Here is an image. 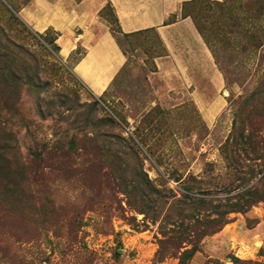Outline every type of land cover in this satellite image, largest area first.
Segmentation results:
<instances>
[{
    "label": "rangeland",
    "instance_id": "374dc122",
    "mask_svg": "<svg viewBox=\"0 0 264 264\" xmlns=\"http://www.w3.org/2000/svg\"><path fill=\"white\" fill-rule=\"evenodd\" d=\"M27 2L0 0V39L22 81L15 91L0 85V264H179L183 252L188 264H264V202L227 213L255 182L245 175L254 164L242 154L245 137L264 147V0H193L184 8L224 82L225 108L209 127L190 89L158 74L164 49L152 31L118 36L110 9L102 10L130 59L95 96L60 57L55 34L20 20ZM239 113L244 140L222 154ZM230 151L239 159L227 167ZM182 192L207 210L181 204ZM179 204L188 235L220 221L195 250L187 233L161 224Z\"/></svg>",
    "mask_w": 264,
    "mask_h": 264
},
{
    "label": "crops",
    "instance_id": "0c3cea01",
    "mask_svg": "<svg viewBox=\"0 0 264 264\" xmlns=\"http://www.w3.org/2000/svg\"><path fill=\"white\" fill-rule=\"evenodd\" d=\"M190 1L28 0L17 14L33 32L55 34L60 57L95 96L110 90L130 59L100 12L110 7L118 36L152 31L164 49L155 61L158 74L190 89V99L209 127L225 108L219 95L224 82L191 19L182 17V8Z\"/></svg>",
    "mask_w": 264,
    "mask_h": 264
},
{
    "label": "trees",
    "instance_id": "16d2710c",
    "mask_svg": "<svg viewBox=\"0 0 264 264\" xmlns=\"http://www.w3.org/2000/svg\"><path fill=\"white\" fill-rule=\"evenodd\" d=\"M192 2H193V0H191L189 3H187L183 6L182 17H184V18L190 17V15H184L183 13H184V8ZM106 8L110 9L109 6H106ZM110 11H111V9H110ZM101 14H102V12H100V16H101ZM111 14H112V12H111ZM112 16L114 18L113 14H112ZM114 21L116 22L115 18H114ZM191 21L193 23V20H191ZM55 39H56V36L54 37V40H52V42H51L52 44L53 43L55 44ZM5 42L8 43L7 41H5ZM15 58L16 57L13 55V53L10 52L9 47L4 43V41L2 39H0V73H1L0 74V76H1L0 85H3L4 88L12 87L11 91H15L16 88L18 87V85L22 84V81L20 82L19 77H16L14 74H12L11 62H14ZM2 73L4 75H2ZM24 79L29 80V77L25 76ZM262 83H263V80H262V82H260V85ZM258 89H259V84H258V88L256 87L255 90L252 93L248 94V96L245 98L244 102L242 103V107L247 106L250 103V101H252L256 97V95H257L256 91ZM240 116H241V113L236 115V118H235L234 123L232 125L230 135L226 139L225 144L220 149L222 154H224L226 149H228L229 147H231V148L234 147L233 145L235 144V139L241 138V140H244L243 133H244L245 129H243L244 128L243 125L245 123V120H243V117L240 120ZM249 128H250V131L252 130V133L255 131V129H253V127L250 126ZM253 138H255V136L252 135L251 133L248 135V137H245V139L247 140V145H246L247 149H246V151H242V154L245 153V157H247L248 154L252 155V157H248L247 160L254 162V164L252 165L251 169H249L245 173V175L248 176V179H247V180H249L248 183H250L253 180H255V182L252 185H250L248 188L243 190L241 193H238L236 195V196L241 195L240 197H238V198L234 197L233 198L235 203L228 207L230 211L227 213H230L231 211H235V212L244 211L246 209H249L251 206H253L254 204H256L258 202H264V187H263V185H264V147H259V146H256L255 144H251V142H253L252 141ZM261 140L264 141V138L263 139L261 138ZM230 153L231 154L235 153V156H233L231 154L224 155V157H225L224 159L226 161L227 167H229V166L232 167L234 165H237L235 162L239 159V156L236 155V151H232V152L230 151ZM258 161H259V163H255ZM240 174H242V173H240ZM233 176H234V180H238L237 179L238 175L236 173H234ZM240 180H243V179H240ZM248 183H246V184H248ZM259 187H262L261 188L262 190H259ZM241 188L242 187H240V188L236 187V188L231 189V190L235 191V190H238ZM185 200H188V202L190 204L192 203L193 210H196L197 208H201V209H204L206 211L207 210L206 208L209 206V204L206 203L205 200L197 199L190 194L182 192L181 193V201H179V202L181 203L182 201H185ZM181 204H179V207L173 208V210H171V208H170V210H167V212L162 217V223H161L162 225H171L173 228L176 226V228L178 229L176 234H178L179 237L181 236L180 232H182L183 234L187 233V229H184L185 231L180 230L181 228H183L182 224L179 223L181 220L180 219L181 214L183 212V209L180 208ZM187 209H188V207H187ZM189 209H190V207H189ZM217 216H218V218H221V219L223 217L222 213H217ZM171 222H174V224ZM212 224L214 226L218 227V226H220V221H214V220L207 221L205 224V226H206L205 231H201V235H197L196 233H194L191 236V235H188V233H187L188 239H185V240L187 241V243L189 245L192 246V248L194 250L196 248L195 243L200 236H205L208 234H214L220 230V227H219V229H215V230L209 229L210 225H212ZM179 230H180V232H179ZM193 236H196V239ZM189 260H190V256L187 252H183L180 254L179 264H188ZM232 260L235 264H240V261L238 259L233 258Z\"/></svg>",
    "mask_w": 264,
    "mask_h": 264
}]
</instances>
